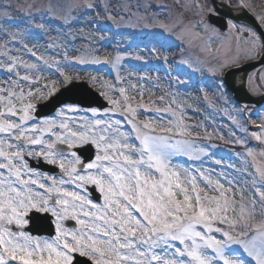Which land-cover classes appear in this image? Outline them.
Returning <instances> with one entry per match:
<instances>
[{
    "label": "snow or ice",
    "instance_id": "6c2138e0",
    "mask_svg": "<svg viewBox=\"0 0 264 264\" xmlns=\"http://www.w3.org/2000/svg\"><path fill=\"white\" fill-rule=\"evenodd\" d=\"M83 6L94 7L89 0ZM237 6L249 7L244 0H237ZM207 12L217 14L210 7ZM253 18L255 26L237 25L231 19L225 23L237 31L238 39L243 38L247 58L264 60V14ZM149 51L157 54L155 48ZM2 55L0 69L10 75L0 83V264H246L232 254L233 246L254 264H264V219L252 222L257 203L264 210V160L257 162L253 149L246 154L252 159L245 161L253 169L248 172L250 182L238 189V201L233 181L225 178L221 183L200 169L173 163L177 155L199 159L208 153L182 139L192 129L185 124L183 111L172 108L175 97L170 101L159 97L158 102L166 105L160 108L150 92L149 102H143L147 89H137L130 81L131 91L123 86L122 54L111 61L78 58L80 64H110L116 72V84L103 82L102 87L121 98L101 93L112 105L102 116L97 108L64 104L55 117L43 120L35 114L33 101L54 95L56 82L33 91L32 85L39 81L31 73L41 71L40 66L7 50ZM37 60L51 67L43 57ZM59 68L57 63L58 72ZM69 80L64 76L61 83ZM68 112H91L92 118L70 117ZM141 112L145 120L138 119ZM252 137L264 144V126ZM87 145L94 146V153L85 158L79 149ZM259 156L264 158V150ZM249 189L254 195L246 202ZM33 212L52 217L53 236L26 230ZM66 221L76 226L66 227Z\"/></svg>",
    "mask_w": 264,
    "mask_h": 264
},
{
    "label": "rangeland",
    "instance_id": "374dc122",
    "mask_svg": "<svg viewBox=\"0 0 264 264\" xmlns=\"http://www.w3.org/2000/svg\"><path fill=\"white\" fill-rule=\"evenodd\" d=\"M1 1V0H0ZM148 1V0H145ZM260 4L264 5V0H258ZM11 4L15 8V10H30L35 5L41 6L44 5L46 8H41L38 10H48L53 14V18L55 21L69 26L71 22H67L63 17L64 14H75L79 8L84 7V2L82 0H10ZM160 4L166 3V0H159ZM245 2L249 3V0H245ZM143 0H132L129 5L126 4L124 0H118L116 10L119 14H113V11L107 10L108 23L113 28V30L123 33H129L131 36V40L129 43L123 48V51H120V54L124 56V59L121 62V70L120 75L124 78L125 83L124 87L129 88V84L127 82H131V84H135L137 89L143 87L148 91L145 92L144 103L149 102V92L153 95L151 99L154 97H165L166 101H170L172 97H175L176 103H173L171 106L173 109L177 111L182 110L185 117V124L192 129V134L190 136L182 137V139L188 140H196L198 138H208L209 134H215L214 140L216 141V147H211L207 152V155L200 154L199 159H190L185 155H177L175 158H181L183 162H173L177 166H182L188 169H200L208 174H211L213 178H219L221 183H225V178L227 180L233 181L236 185L233 188V191L237 192L236 199L239 201L240 196L238 194V189L244 187L247 182H250V177L248 176V172L253 169L249 167V165L245 162L246 158L251 160L252 158L246 157L248 149H239L236 146H233L231 149L225 148L224 145L219 146L217 141L219 140H249L254 139L252 137V133H248V128L251 129L250 125H246V120H251L250 117L244 118L248 112H241V109L238 107H234L235 105L230 104L226 101L224 104H217L212 110L214 112V117L222 116L223 121H214L211 125L209 123H203L204 116L202 115V110L199 109L201 104H206L207 99L209 100L210 105H215L217 102V98L220 96L217 93V90L221 89L222 84H218L213 81H207L205 79L195 78L191 80H187V75L184 72L176 73L174 77H177V81L179 85L175 86V90L172 93L170 91V85L167 82L168 73L163 70H157L155 73L152 71L148 72L145 67L147 65H137V63H125L127 61L137 60L135 57L139 52V49L148 44V47H151L155 43H168L171 44L174 48L179 46V54L181 56V64L183 69H188L190 71L192 66L202 67V73L206 78L212 79L215 77V74H221L222 69L233 66L234 64H238L239 62L248 59L246 56V48L247 45L244 43L243 38L237 37V31L235 29H230L225 33L221 34L216 31H212L209 28V32L205 30V27L202 29V33H196L193 29L189 32L190 37L186 38L187 40H181V32L182 26L184 22H186L188 10L184 11V16L179 18L178 20H174L173 15L175 12L171 10H163V11H154L148 10L145 11L143 15L137 14L134 11L125 10L128 6L139 7L142 6ZM189 4L188 0H179V6L183 9ZM237 4V2H236ZM94 10L89 12L85 18V24H83V29L85 32L94 31V29L99 30L100 37H95L94 42L91 46H89L95 54L85 53L82 58H86L91 61L93 58H99L101 60L109 57L117 51V48L121 49L123 45V39L119 41L108 39L107 34H103L102 28L104 27L102 20L104 19V10H101L100 6H102L101 2L96 1L93 3ZM261 5V6H262ZM251 8L254 6L250 3ZM146 8V7H141ZM259 10H256L258 13L261 11L260 6ZM38 11L37 9H34ZM85 10H82V12ZM264 11V10H263ZM182 12V10H180ZM111 17V18H109ZM178 17V15H177ZM37 27L38 30L35 38L32 40L27 38L23 40L27 42V47H34L37 51V57H42V54L39 53L38 49L43 47V43L50 41L56 38L55 36V26L52 22H50L44 14H41L40 17H34L31 20ZM152 21L156 22L152 24ZM94 23V24H93ZM158 27L161 29L159 34H156L152 28ZM3 28L1 27L0 30ZM60 31L57 28V33ZM184 34H189L183 32ZM3 31L0 33V54L2 51L6 49L7 39L3 35ZM12 34H22L20 29H17ZM33 33L31 34V36ZM20 37V36H19ZM11 39L9 38V44L12 46L20 47L23 44L20 38ZM183 39V38H182ZM195 42H190L189 40ZM116 43V44H115ZM120 44V45H119ZM199 46H198V45ZM66 46V45H65ZM173 47L166 46H157L155 48L157 50V56L160 54H170L173 52ZM69 52V48L66 50ZM205 51L208 53L205 54ZM73 55V54H72ZM144 59L146 58L150 62V64H156L157 59L152 58L151 52L149 50L143 51ZM53 56L51 54H44L43 59L48 61V64L51 67L45 66L43 61L37 63L41 71L31 73L34 79H38L39 83L32 85V90L35 91L37 88H42L43 85L48 84L50 87L52 86L51 82L55 81V87L58 89L63 84H69L74 81L87 80L90 86L96 88L100 92H107L108 96L113 99H120L121 97L117 92L109 90L107 87H102L103 82H107L109 84H116V78H114V74L109 70H100V71H81L77 66L72 65V62H78V59L74 57L63 56L62 58H58V56H53L54 59L50 57ZM114 58V57H113ZM216 60L221 66V68L215 67L214 63L210 60ZM197 60H199L197 62ZM30 63V61H26ZM139 62V61H137ZM60 65L59 72L56 69V64ZM31 64V63H30ZM171 64V60H170ZM93 66H102L103 64H92ZM108 66L112 69L111 65ZM177 67V63H175V68ZM209 67H211L210 70ZM214 67L216 68L214 71ZM137 69L134 70V69ZM218 68V69H217ZM198 69V68H197ZM1 70V69H0ZM3 72H6L3 70ZM201 72V70H200ZM215 72V73H214ZM7 73V72H6ZM24 74L23 69H21V75ZM113 74V75H112ZM191 75V73L189 72ZM10 74H6L5 76L0 77V83H3L9 78ZM256 79L261 82L263 85L262 88H258L254 90V93L264 92V69L258 71ZM64 76H70L71 80L61 83ZM13 80L16 79L15 76L11 77ZM95 78V79H93ZM164 78V79H162ZM255 78L252 77L249 81L250 84L254 83ZM177 82V83H178ZM190 82V83H189ZM189 83V84H188ZM185 84H187L185 86ZM28 91V86L25 85V92ZM131 91V90H130ZM205 95L208 96L205 99ZM42 100L33 101L40 102ZM139 101V96H137V101ZM221 102H224V98L221 97ZM135 103V102H133ZM161 108H164L166 105L159 103ZM177 105H180V108L177 109ZM191 107V110L188 108ZM66 115L72 117H80L78 112L72 113L68 112ZM56 116V115H55ZM54 116V117H55ZM92 116V115H91ZM152 114H147V118H150ZM257 120L262 126H264V109L257 112ZM89 117V116H87ZM92 118V117H89ZM120 118V117H119ZM170 118V117H169ZM139 120H145L146 115L141 112L138 116ZM209 120V119H207ZM250 126V127H249ZM232 128L233 132L230 134L224 133L229 128ZM222 128V129H221ZM256 132V129H255ZM224 133V134H222ZM255 140V139H254ZM238 146H242L243 144L237 143ZM194 148L198 147V143L194 142ZM259 147L261 150H264V144L259 142ZM205 148H209V143L205 146ZM256 153V160L260 162L264 160V158L259 156L261 152L260 149H254ZM240 155V158H239ZM185 159L188 160L187 163H184ZM191 160V162H189ZM192 160H197L198 162L193 163ZM219 161V163H217ZM247 169V171L245 170ZM204 186L203 184L201 185ZM228 186L227 184L225 185ZM216 193H209V195H215ZM254 194H250V189L245 191L244 199L246 202H250L253 198ZM264 211L260 208L259 203L256 205V215L253 223H260L264 217H262L261 212ZM230 215H232L230 213ZM220 227L228 230L227 225H220ZM240 229L237 228L236 231ZM217 238H221L220 234L216 233ZM234 252L232 254H238L239 258L244 259L246 264H254V261L248 257L242 249L237 248V246H233Z\"/></svg>",
    "mask_w": 264,
    "mask_h": 264
},
{
    "label": "water",
    "instance_id": "95a60500",
    "mask_svg": "<svg viewBox=\"0 0 264 264\" xmlns=\"http://www.w3.org/2000/svg\"><path fill=\"white\" fill-rule=\"evenodd\" d=\"M227 15H230L227 13ZM258 67V64H254L251 65L245 69H243L245 71V77L247 75V73L251 70H253L254 68ZM238 71H233L229 74L228 77V85L229 88L234 92V94L236 95V99L240 102V103H254L256 105H260L264 102V96L259 98V99H255L252 98L251 96H249L247 94V92L245 91V87L244 86H238L237 88L235 87V73H237ZM73 91H75L74 93H72ZM85 94L89 95V92L87 91V89L85 87H80V88H75L72 87L67 91H64L59 97L55 98L52 100V102L47 105L46 107H49L47 110V114H51L53 113L58 107H60L62 104H65L67 102H71V103H78L81 104L83 106H100L96 100L94 101H87V99H85ZM37 216L35 215L33 217V221ZM29 231H32L34 233H40L39 229L36 228L35 226V221L33 223V225L28 228ZM47 231H44V233H46Z\"/></svg>",
    "mask_w": 264,
    "mask_h": 264
},
{
    "label": "bare ground",
    "instance_id": "6f19581e",
    "mask_svg": "<svg viewBox=\"0 0 264 264\" xmlns=\"http://www.w3.org/2000/svg\"><path fill=\"white\" fill-rule=\"evenodd\" d=\"M248 88H249L250 91H254V90H255V89H254L255 87H254L253 85H249ZM255 127L258 128V127H260V125L255 124Z\"/></svg>",
    "mask_w": 264,
    "mask_h": 264
}]
</instances>
